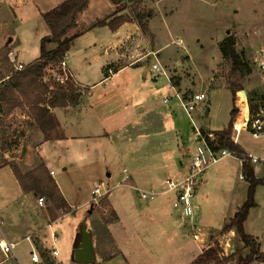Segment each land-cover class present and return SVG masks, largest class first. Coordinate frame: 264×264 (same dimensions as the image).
<instances>
[{"label":"crops","instance_id":"1","mask_svg":"<svg viewBox=\"0 0 264 264\" xmlns=\"http://www.w3.org/2000/svg\"><path fill=\"white\" fill-rule=\"evenodd\" d=\"M63 1L0 0V48L2 47L6 51L2 58L7 60L6 53L12 51L18 62L23 63L19 60L21 41L17 37L15 29L17 24H27V22L22 17H17L18 12L26 8V12L35 21L40 20L45 27L41 15ZM40 2H43L44 5H41ZM114 3L112 4L110 0H89L87 9L78 16L76 29L70 32L73 34L76 30L78 31L76 38L66 52L65 71L71 79L73 87V91L68 92V95L70 93L79 95L78 93H80L85 98L82 102L81 100L78 102L81 97L79 96L75 104L49 110L59 125L61 138L42 141L28 147L25 156L19 159L28 171L39 165H44L47 172H53V179L55 176L54 168L57 167L60 168V171L66 172L68 168L74 165L85 167L89 162L101 161L106 163L107 156L112 157V160L116 157H128L134 164L131 174L128 171L123 173L121 170V174L125 175L122 178L123 182L118 187L112 188L107 196L108 205L115 219L108 224L101 220L100 224L106 230L110 240H118L120 234L126 235L128 233L131 241L118 242L120 246L113 252L104 250L99 241V227H94V223L90 224V229L87 230L85 227V230L89 234L90 252L93 259L91 264H190L201 252L196 242L191 240V236L184 232L187 228L186 222L172 208L173 195L165 191L163 182L167 178H180L185 174L189 156L192 154L194 146L190 137V147L184 145V142L179 139V133L174 125L171 128L164 126L172 122L169 112L162 110L158 112L159 116L150 109L153 107L152 102L157 99V95L166 91L165 87H159L160 80H157L151 73L150 67L156 58L167 70L171 77V84L176 87L180 95H184L185 91H190L193 94L204 93L207 96V91H202L204 87L202 84L199 85L198 91L192 90L195 85L194 80H197L198 77L192 68L193 58L189 55L187 47L184 51L189 60L185 64L180 61L174 63L180 68L190 69V77L186 78L178 70L172 76L166 68L169 62L168 56H162V50L168 44L158 45L156 38L153 41L149 38L140 37V31L133 19L122 24L114 32L106 26H97L100 22H109L113 7L118 6L117 4L121 1L116 0ZM26 6H30V10ZM102 12H105L104 15ZM48 35L45 27V32L37 37L39 40L36 41L38 42L37 58L39 57L40 42ZM149 57L151 58L148 59ZM37 58L28 63H23V65H28ZM106 69L111 70L112 75L107 76ZM210 69L211 66L209 65L208 78L205 83L206 90H209L208 85L212 80ZM256 74L258 73L256 72ZM9 77H0V87H8ZM162 79L166 81V86L170 90V82L164 77ZM93 96L101 97L97 105H95L94 100H90ZM87 100H90L89 105H87ZM107 104H110V110L103 107ZM160 104H166V102L162 101ZM3 105L4 102H0V108ZM16 110L19 109L7 111L5 115L0 113V117L9 119L18 114ZM155 125H158L156 130L154 129ZM202 129L207 130L204 127ZM165 133H169L173 139L174 147L164 148L152 145L156 139L166 135ZM118 148L120 151L117 150ZM32 155L34 156L33 160ZM236 160L241 165V162ZM253 171L257 176L259 170L256 166ZM0 172L10 178L16 191L15 199L0 207V225L5 224L7 226L6 232H1L0 241L16 243L15 249H17L21 242L27 243L24 240L26 237H30L33 233L39 234L43 229L46 230L49 237L48 225L40 226L38 224L40 220L49 222L50 229L56 232L62 230V222L70 218L71 223L67 225L71 233L68 255L62 254L60 240V253L51 258L58 264H81L74 260V253L82 238L79 221L77 225L76 221L74 223L75 211L73 210V215L70 216L57 217L55 220L50 219L46 205L43 210L40 209L42 207L38 206V199H35L37 196L33 193L22 192L6 167L0 168ZM109 176L110 174H107V177ZM240 179H243L242 175ZM56 186L66 207L72 208V203L61 187L59 188L58 184ZM120 187L121 190L114 192L116 188ZM137 190L153 191L157 194V198L153 202H140L136 197ZM202 191L203 179L201 178L193 200L195 209L197 207L195 200L202 196ZM11 212H14L13 214L16 216H12ZM87 213L90 214L89 211ZM54 214L58 213L54 210ZM196 218L198 219L197 215ZM16 228L19 230V233L17 232L19 235H16L12 230ZM39 228L40 231H38ZM130 243L134 244L133 249L127 248ZM177 245H179L178 251L186 254L187 261L179 263L175 259L174 253L177 252ZM27 246H29L28 243ZM51 248L49 240L46 248L48 250L45 249L40 254L48 253ZM31 252L29 246L30 264H32ZM163 252L166 254H162ZM11 259L18 260L17 257Z\"/></svg>","mask_w":264,"mask_h":264},{"label":"rangeland","instance_id":"2","mask_svg":"<svg viewBox=\"0 0 264 264\" xmlns=\"http://www.w3.org/2000/svg\"><path fill=\"white\" fill-rule=\"evenodd\" d=\"M42 1L45 2V0ZM119 1L121 3L113 7L109 21L116 18L129 19L130 21L131 19H137L142 27L140 29L136 20H134L135 25L140 31V37L149 38L153 41L156 38L158 45L168 44L162 50V56H168L167 59L169 62L166 68L172 76L178 70L186 78L190 77V69L180 68L179 65H175L174 63L175 61H180L185 64L189 60L184 51L187 47L189 55L193 58L192 68L199 79V81L198 79L194 80L195 85L192 87V90L198 91L200 89L199 85L202 84V86L204 85L202 91H207L208 103H200L191 114L198 128L202 129L204 127L207 129L206 131L213 133L218 131L222 132L228 127L230 121V112L233 108V96L228 89V83L232 82V80L228 66L218 50L219 42L227 36L234 38L235 50L249 68V73L244 78L243 89L235 93L234 99L236 100L237 93L241 95L244 92L247 97L248 107L251 111L257 105L264 102V85L261 84L256 70L251 65L253 55L264 48V0ZM43 2H40V4L44 5ZM26 7L30 10V6ZM18 13L17 17H22L27 22V24H17L15 29V33L21 41V47L19 49L21 57H19V60L25 64L37 58L38 42L36 41H39L37 37L42 35V32H45V27L40 20L35 21L26 12V8H23ZM104 13L102 12V15ZM76 31L73 34H77L78 31ZM54 47L55 45L47 46L48 49ZM5 52L3 48L0 50V58L3 57ZM149 61L151 62V60ZM209 65L211 66L210 78L212 80L208 85L209 90H206L205 83L208 78ZM7 67L10 70L9 76L17 78L19 74H15L11 66L4 62L0 63V77L8 76L6 71ZM62 74L63 72L58 66H49L45 70V75L41 82L48 86L49 92L54 93L57 91V85H65V83H59L60 80L58 81V78ZM62 77L64 76L62 75ZM155 78L160 80L159 87H165L166 91L163 94L157 95L158 97L156 100H153V107L150 109L157 115L162 110L169 112L170 118L172 119V122H170L171 125L169 123L164 126L171 128L174 125V128L179 133V139L189 148V137L192 126L186 118L183 109L180 108V103L172 96V91L167 88L166 81L162 79L163 77ZM10 83L11 80L7 82L8 85ZM3 88H6V86L0 87V94H2ZM76 94L70 93L69 96L71 98H77V101L79 99L78 97L81 96L78 102L80 100L82 102L85 97L80 93H78L79 95ZM191 94L193 93L185 91L183 97ZM46 98H49L48 94H46ZM100 98V96H93L90 100H94L95 105H97ZM165 99L166 104H160ZM90 100H87V105H89L88 102L90 103ZM109 106L110 104H107L103 107L110 110ZM237 108L239 110L238 106ZM6 109V104H4L0 108V113L5 115L7 112ZM16 112L18 114L13 115L9 119L0 117V168L6 167L17 186H19L12 171L13 167L17 168L21 174H27L35 170L28 171L19 158L25 156L28 147L45 140L31 119L28 109H19ZM23 116L24 118H22ZM154 129H158V125H155ZM238 144L246 154L255 157H260L262 154L263 140L252 139L247 132L240 134ZM152 145L164 148L168 146L174 147V141L169 133H167L156 139ZM117 150L120 151V148ZM31 158L33 160L34 156L32 155ZM106 159V163H102L101 161L89 162L85 167L74 165L68 168L66 172L60 171L59 167L54 168L55 176L53 181L55 184H58L59 188L61 187L73 205L71 206L72 208L67 206L62 209L61 211L64 214H61L59 211L54 216L59 218L66 215L70 216L73 215L74 210V223L76 221L77 225L79 221V225L86 227L87 230L90 229L89 225L94 223V227H99L100 245L104 247V250L107 249L109 252H113L120 246L118 242L126 243L131 241L130 236L128 233L126 235L120 234L118 240L114 239V241L108 238L107 232L100 224V221L102 220L105 223L111 209L105 198L101 201L100 206L92 204L90 202V191L94 185H98L99 183L105 189L109 188L111 190L114 187H118L123 182L122 178L125 176L121 174V170L122 172L126 170L131 174L134 164L128 157H116L112 160V157L107 156ZM239 167V162L235 158H225L204 172L201 177L203 179L202 196L195 200L197 206L195 209V217L192 221L185 220L187 228H185L186 230L184 232L191 236V240L196 242L201 252L200 254L206 253L208 250H213L217 253V257L220 260L224 257L231 256L233 261L228 264H238L241 259H245L250 253V248L233 231L226 233H222L221 231L222 227L228 224L231 219L230 217L233 216L246 200L248 184L244 179H240L241 173ZM251 167L254 168L255 166ZM256 167L259 173L257 176L254 174L255 178L263 179L264 167ZM107 174H110V176L107 177ZM50 177L52 178V176ZM121 189V187L116 188L114 192ZM15 195L16 191L12 185V181L3 172H0V207L3 204L13 201ZM38 198L40 197L37 196L35 199ZM253 202L254 207L248 211L246 220L243 223V230L245 234L251 235L249 237L255 243V250L261 255L264 254V185H259L255 188ZM43 208H45V205L40 209L43 210ZM88 211L90 214L87 213ZM104 211H107V213L104 214ZM13 213L11 215L16 216ZM70 223V218L65 219L62 222V230L56 231L57 233L54 231L58 239V243L55 246L56 250L60 253L59 242L61 240L62 254L64 256H67L69 251L71 233L67 225H70ZM38 224L40 226L50 225L49 222L46 223L43 219ZM6 228L7 226L5 224L0 225V237H2L1 232H6ZM12 230L16 235H19L17 228L15 229L16 231L14 229ZM40 230L39 228L38 231ZM30 238L36 248V253L40 256V253L48 247L49 237L46 230L43 229L39 234L33 233ZM133 245V243H130L127 248L133 249ZM176 248L177 252H175L176 254L174 253V257L177 262L182 263L187 261L186 254L178 251L179 245ZM28 253L29 246H27V243L21 242L18 248L15 249V255L18 260L11 258L5 259L0 251V264H30ZM46 254L48 256L49 251ZM162 254L166 253L163 252ZM48 257L53 264H58L50 255ZM63 263L66 262L63 261ZM251 264L264 263L259 262L254 257Z\"/></svg>","mask_w":264,"mask_h":264},{"label":"trees","instance_id":"3","mask_svg":"<svg viewBox=\"0 0 264 264\" xmlns=\"http://www.w3.org/2000/svg\"><path fill=\"white\" fill-rule=\"evenodd\" d=\"M112 4L116 0H110ZM89 0H64L50 11L43 13L41 19L49 33L40 42L39 57L32 63L25 66L18 77H9L11 83L6 87L0 97V102L6 104L8 112L14 109H28L31 119L36 124L45 141L56 140L61 138L59 125L50 113V109L64 108L68 104H75L77 98L70 97L68 92L73 91L71 79L65 82L64 86H58L56 92H49L48 86L41 82L45 75V70L49 66H58L63 60L71 43L77 34L71 35L70 32L76 28L78 16L88 7ZM136 20L138 27L141 29L140 23ZM130 22L129 19L116 18L108 23L100 22L97 26H106L110 31H116L122 24ZM55 45L53 49H48V45ZM218 50L222 59L228 66L230 78L232 82L228 83V89L233 96V108L230 112V121L228 127L222 132H215L218 137L219 148L227 149L233 152V156L241 162L240 173L247 182L246 200L244 204L229 220L228 224L222 227V233L233 231L240 240L250 248L249 256L241 259L238 264H251L254 257L261 263H264V254L259 255L255 250L253 239L247 236L243 230V223L246 220L248 211L254 207L253 195L255 188L264 185L263 179H256L253 168L250 166V160L247 154L239 145H234L229 141L232 130V124L235 122L238 110L235 106L234 95L243 89L244 78L249 73V68L245 64L241 56L235 50V40L232 36L225 37L218 44ZM8 64L5 58L0 59V63ZM9 76L10 70L6 68ZM12 71V70H11ZM46 94L49 98H46ZM13 174L18 181L20 189L24 193H33L44 199L50 219H56L55 212H59L66 208L63 199L60 197L58 188L53 179L48 174L43 165L35 168V170L21 174L17 168L13 167ZM115 219L113 212L110 211L105 223H111ZM42 260L46 264H53L46 253L40 254ZM233 261L231 256L219 259L217 253L208 250L206 253L200 254L190 264H228Z\"/></svg>","mask_w":264,"mask_h":264},{"label":"built area","instance_id":"4","mask_svg":"<svg viewBox=\"0 0 264 264\" xmlns=\"http://www.w3.org/2000/svg\"><path fill=\"white\" fill-rule=\"evenodd\" d=\"M6 58L8 64L15 71V73L22 72L25 69V65L18 62L15 54L12 51L6 53ZM65 59L59 63L58 67L62 70L63 76L58 78L59 83L64 84L68 80V74L65 71ZM252 67L256 70L259 75L261 84L264 85V48L256 52L251 60ZM151 73L155 77H164L168 82H170V90L172 91V96L178 100L181 108L185 112L189 123L191 124V136L190 141L193 144V152L189 156V163L186 168L185 174L180 178H167L163 182V187L166 192L173 195L172 208L186 221H192L195 217V207L193 200L198 189L199 182L202 175L207 170V168L216 165L221 160L227 157H232V152L227 149L219 148L218 137L213 133L206 130L198 128L193 120L192 112L200 103L207 102V96L204 93L191 94L187 97L180 95L178 90L174 85L171 84V77L168 75L167 70L159 63L155 58V62L150 67ZM107 76L112 75L111 70L106 69ZM243 94L239 95L237 93L235 103L239 107V102L243 100L246 102L247 106V116L241 121V128H236V120L240 114V107L236 115L237 119L232 124V134L229 137V141L238 145L239 136L242 132H247L252 139L263 140V154L260 157H255L247 154L250 160V166H262L264 167V102L257 105L256 108L251 111L248 107L247 97ZM166 102V99L163 100ZM126 170H123L125 173ZM50 176L53 172H49ZM110 189H105L101 183L94 185L90 191V202L97 206H100L103 199H107ZM137 199L140 202H153L157 198V194L149 190H137ZM37 204L39 207L45 205V201L42 198H38ZM61 214H64L60 211ZM107 211H104L106 214ZM49 229V240L51 243V250L49 251L50 257L54 258L58 255L56 250L57 236L50 225L47 226ZM196 237V236H195ZM197 238V237H196ZM31 247L32 252L30 253V260L32 264H46L43 262L39 254L36 253L34 244L30 237L24 239ZM17 244L7 241H0V251L5 259L15 258V248ZM52 263V262H51ZM50 264V263H49Z\"/></svg>","mask_w":264,"mask_h":264},{"label":"water","instance_id":"5","mask_svg":"<svg viewBox=\"0 0 264 264\" xmlns=\"http://www.w3.org/2000/svg\"><path fill=\"white\" fill-rule=\"evenodd\" d=\"M81 237V242L74 253V260L81 264H91L93 259L90 252L89 234L86 232L84 226L81 227Z\"/></svg>","mask_w":264,"mask_h":264},{"label":"bare ground","instance_id":"6","mask_svg":"<svg viewBox=\"0 0 264 264\" xmlns=\"http://www.w3.org/2000/svg\"><path fill=\"white\" fill-rule=\"evenodd\" d=\"M240 95V94H239ZM239 107H240V114L238 119L236 120L235 124H236V128H241V121L247 116V106H246V102L243 100L242 102H239Z\"/></svg>","mask_w":264,"mask_h":264}]
</instances>
